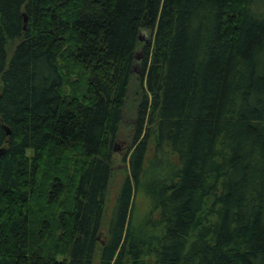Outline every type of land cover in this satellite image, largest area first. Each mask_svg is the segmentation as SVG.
<instances>
[{
    "label": "trees",
    "instance_id": "16d2710c",
    "mask_svg": "<svg viewBox=\"0 0 264 264\" xmlns=\"http://www.w3.org/2000/svg\"><path fill=\"white\" fill-rule=\"evenodd\" d=\"M0 264H264V0H0Z\"/></svg>",
    "mask_w": 264,
    "mask_h": 264
},
{
    "label": "rangeland",
    "instance_id": "374dc122",
    "mask_svg": "<svg viewBox=\"0 0 264 264\" xmlns=\"http://www.w3.org/2000/svg\"><path fill=\"white\" fill-rule=\"evenodd\" d=\"M152 38V34H149L148 32L141 33V39L145 41H150ZM137 59L140 61L143 59L142 52L138 51L136 54ZM137 74H140L139 67H136ZM78 92L77 89L74 92V95L77 96ZM130 112L124 113V115L128 114ZM130 115V114H129ZM133 118L131 116H128L124 118L123 124L121 125V128L117 134V137L114 142V149L112 152V179L108 190V197L106 202V211L107 216L110 215V212L113 208L116 196L118 194V190L120 188V185L124 179V174L127 171L128 172V160L130 157L131 152L133 151ZM134 210L137 216V220H141L144 215L146 214V211H148L147 206L143 202L142 198L140 196H137L135 198L134 202ZM107 220L103 224V227H106ZM140 224L143 225V221H140ZM100 238H104L106 235V229H101L100 232ZM104 240V239H103Z\"/></svg>",
    "mask_w": 264,
    "mask_h": 264
},
{
    "label": "water",
    "instance_id": "95a60500",
    "mask_svg": "<svg viewBox=\"0 0 264 264\" xmlns=\"http://www.w3.org/2000/svg\"><path fill=\"white\" fill-rule=\"evenodd\" d=\"M24 24H26V18H25V16H24ZM138 60V59H137Z\"/></svg>",
    "mask_w": 264,
    "mask_h": 264
}]
</instances>
